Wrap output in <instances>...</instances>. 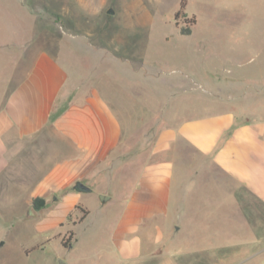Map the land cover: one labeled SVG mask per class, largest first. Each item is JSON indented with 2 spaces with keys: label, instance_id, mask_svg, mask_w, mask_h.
<instances>
[{
  "label": "crops",
  "instance_id": "crops-1",
  "mask_svg": "<svg viewBox=\"0 0 264 264\" xmlns=\"http://www.w3.org/2000/svg\"><path fill=\"white\" fill-rule=\"evenodd\" d=\"M8 83L0 102V210L11 226L24 217L29 231L43 232L82 206L79 227L94 201L112 222L94 264H174L164 239L175 242L203 206H234L235 226L250 218L264 226V105L252 113L193 107L149 124L125 95L111 86L108 98L93 80L70 78L44 51ZM181 141L193 155L177 153ZM36 197L44 199L40 209Z\"/></svg>",
  "mask_w": 264,
  "mask_h": 264
},
{
  "label": "rangeland",
  "instance_id": "rangeland-1",
  "mask_svg": "<svg viewBox=\"0 0 264 264\" xmlns=\"http://www.w3.org/2000/svg\"><path fill=\"white\" fill-rule=\"evenodd\" d=\"M40 51L108 98L112 86L149 124L193 107L252 113L264 105V0H0V102ZM176 151L194 154L182 141ZM88 205L85 224L76 227L83 208L74 206L43 232L29 231L24 217L11 226L0 210V264H94L112 222L94 201ZM233 209L203 206L183 221L175 242L164 239L162 251L174 264H264V226L251 218L235 226Z\"/></svg>",
  "mask_w": 264,
  "mask_h": 264
},
{
  "label": "trees",
  "instance_id": "trees-1",
  "mask_svg": "<svg viewBox=\"0 0 264 264\" xmlns=\"http://www.w3.org/2000/svg\"><path fill=\"white\" fill-rule=\"evenodd\" d=\"M190 22L193 23L194 22V18H191ZM189 32H190L189 28H184V29L181 30V33H189ZM74 187L75 188L76 187H80L79 183L75 184ZM43 204H44V199L43 198H41V197L34 198V200H33V208L34 209H40L41 207H43ZM86 212H87V210H83L84 214ZM61 243H62L63 246H66V245L69 244L68 241H65V240H61Z\"/></svg>",
  "mask_w": 264,
  "mask_h": 264
},
{
  "label": "water",
  "instance_id": "water-1",
  "mask_svg": "<svg viewBox=\"0 0 264 264\" xmlns=\"http://www.w3.org/2000/svg\"><path fill=\"white\" fill-rule=\"evenodd\" d=\"M107 12L112 14L114 10L112 8H108ZM79 185L82 189H86V186H84L83 184L79 183Z\"/></svg>",
  "mask_w": 264,
  "mask_h": 264
},
{
  "label": "flooded vegetation",
  "instance_id": "flooded-vegetation-1",
  "mask_svg": "<svg viewBox=\"0 0 264 264\" xmlns=\"http://www.w3.org/2000/svg\"><path fill=\"white\" fill-rule=\"evenodd\" d=\"M67 246V245H66Z\"/></svg>",
  "mask_w": 264,
  "mask_h": 264
}]
</instances>
